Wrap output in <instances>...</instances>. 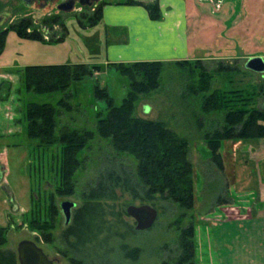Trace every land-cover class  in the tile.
Here are the masks:
<instances>
[{"label": "rangeland", "instance_id": "obj_1", "mask_svg": "<svg viewBox=\"0 0 264 264\" xmlns=\"http://www.w3.org/2000/svg\"><path fill=\"white\" fill-rule=\"evenodd\" d=\"M91 1L86 0L82 6L91 8L87 5ZM187 1L198 8L197 17L188 18L183 24V30L191 35V51L172 58L154 60V53L159 54L152 51L155 40L150 39L146 48L138 51V60L111 61L110 47L124 41L121 32L107 33L102 25L87 27L96 12L101 9L103 16L109 5L144 7L126 4L127 0H103L95 12L88 8L84 14H63L60 23L48 22L38 35L52 42L24 39L8 32L0 56V249L16 252L21 241L31 240L58 264H71L72 260L83 264H163L175 257L182 230L193 224L196 264H264V222L257 218L248 221L256 216V199L264 183V161L260 164L252 153L258 140L224 141L220 150L222 171L210 161L205 142V135L224 126L226 115L238 108L264 111V75L245 68L251 55L264 58V0ZM160 13L159 21L163 18L161 9ZM24 17V12L16 11L4 17L1 27L18 24ZM80 19L86 28L80 26ZM63 26L67 33L57 41L66 30ZM144 61L161 62L158 86L137 95L131 117L163 124L187 142L194 208L182 209L160 197L142 203L117 190V200L104 204L108 225L113 224L110 232L109 226L105 227L90 243L74 249L71 246L75 238H66L61 204L70 201L79 209L106 171L118 165L134 170L137 164L131 154L114 147L112 137L98 133V123L107 117L109 108L95 97V86L107 89L114 106L122 105L131 83L113 66ZM66 64L87 65L92 74L71 86L68 106L60 104L64 93L36 94L25 90L23 73L27 67ZM220 64L231 70L217 72ZM93 67H100V71ZM214 93L220 108L206 112V99ZM29 103L55 107L58 138L68 130L80 132L81 137L83 133L90 134L84 136L86 145L76 154L77 164L69 169L67 177L74 190L71 195L59 193L65 188L64 158L68 147L58 139L43 144L28 137ZM122 123L117 118L113 126ZM129 127L118 136L131 141ZM147 144H156L153 136ZM145 204L158 211V219L151 229L137 232L136 223L126 210ZM135 250L138 255L133 259L129 254Z\"/></svg>", "mask_w": 264, "mask_h": 264}, {"label": "trees", "instance_id": "obj_2", "mask_svg": "<svg viewBox=\"0 0 264 264\" xmlns=\"http://www.w3.org/2000/svg\"><path fill=\"white\" fill-rule=\"evenodd\" d=\"M127 1L126 4L143 5L152 21L161 19L158 0L153 4L136 3L133 0ZM102 3L103 0L94 6V12ZM102 19L100 9L87 28L96 27ZM62 21L65 25V19H62ZM42 22L47 27L48 22L52 25L60 23V17L58 19L47 18ZM79 24L82 28H86L82 26L81 19ZM64 29H66L64 34L57 41L64 39L67 28ZM10 31L15 32L24 39L52 42V40L48 41L38 35L44 31L42 26L35 24L32 19H23L7 30H0V56L3 53L7 34ZM161 66V62L147 61L115 64L113 67L131 83L129 94L123 100L122 105L118 107L114 106V101L109 96L107 89L99 85L95 86V97L105 101L109 108L107 117L98 123V133L105 137H112L114 147L118 151H126L131 154L137 164L134 170L125 168L122 165L111 168L89 190L85 204L77 210L74 222L66 233V238H75V244L71 246L74 249L82 247L86 242V244L90 243L91 239L97 238L99 234L103 233L105 227L109 226L107 229L110 232L112 228L110 226L113 224L108 225L104 204L107 201L117 200V190L128 193L134 200H140L142 203L154 202L157 197H160L162 200L177 204L182 209L192 210L194 208L192 166L188 161L187 142L175 133L168 131L163 127V124L135 120L131 117L133 102L136 100L137 95L157 88ZM93 69L97 72L100 71V67H93ZM230 70L220 64L217 72L225 73ZM91 75L90 68L84 64L29 66L23 73V83L27 92L36 94L64 93L65 98L60 101V104L68 106L72 96L71 86ZM216 102H218V95L214 93L209 99H206L204 110L209 112L215 110L216 107L220 108L221 104H216ZM117 118L122 119L124 123L115 127L113 121ZM26 119L27 135L31 140L51 144L58 139L61 143L67 145L68 153L65 154L64 158L65 188L59 190V193L60 195H71L74 190L70 178L67 177L69 169L77 164L76 154L86 145L84 136L90 134L83 133V137H81L78 135L81 134L80 132L68 130L61 133L58 138L56 134V109L51 104L29 103L26 107ZM261 122L264 123V111H248L245 108H238L227 114L224 119V126L205 135V142L211 154L210 161L222 171L224 161L220 150L224 141L264 139V126L260 124ZM126 126H130L131 141L118 136L119 132H122ZM136 136L138 138L133 139ZM152 136L156 140V144L150 147L147 141ZM1 231L3 230L0 229V236ZM194 239L195 229L191 224L182 230L175 257L170 262H164L163 264H196ZM1 244L0 241V246ZM129 255L136 259L138 251L135 250ZM0 264H19L16 252L0 249ZM71 264L83 263L72 260Z\"/></svg>", "mask_w": 264, "mask_h": 264}, {"label": "crops", "instance_id": "obj_3", "mask_svg": "<svg viewBox=\"0 0 264 264\" xmlns=\"http://www.w3.org/2000/svg\"><path fill=\"white\" fill-rule=\"evenodd\" d=\"M159 4L163 15L161 21H152L147 10L142 6L109 5L105 7L103 19L99 25H102L107 33L121 32L124 38L121 43L110 47L112 62L126 63L138 60L139 50L146 48V42L150 39L155 40L153 45L151 43L152 51H158L159 54L154 53V60H160L166 56L172 58L177 53L185 55L189 52L191 35L186 29L183 30V24L188 18L197 17L198 8L190 6L189 4H192V1L190 3L187 0H159ZM190 13L191 15H189ZM251 56V58L261 57ZM253 150L252 153L257 157L258 162L262 164L264 161V139L258 140L257 149L253 148ZM258 192L256 216L255 218H249L248 221L257 218L264 222V183L260 185ZM245 219L242 221H246Z\"/></svg>", "mask_w": 264, "mask_h": 264}, {"label": "water", "instance_id": "obj_4", "mask_svg": "<svg viewBox=\"0 0 264 264\" xmlns=\"http://www.w3.org/2000/svg\"><path fill=\"white\" fill-rule=\"evenodd\" d=\"M101 1L102 0H92L91 2H87V5H98ZM245 68L253 73L264 75V58L253 57L248 59L245 63ZM61 207L64 216L67 221H69L71 210L75 207V203L65 201L62 203ZM126 213L135 221V230L137 232H144L151 229L158 219V211L154 207L147 204L141 206H129ZM16 254L19 264H56V261L50 259L35 241H21L17 245Z\"/></svg>", "mask_w": 264, "mask_h": 264}, {"label": "flooded vegetation", "instance_id": "obj_5", "mask_svg": "<svg viewBox=\"0 0 264 264\" xmlns=\"http://www.w3.org/2000/svg\"><path fill=\"white\" fill-rule=\"evenodd\" d=\"M85 1L86 0H8L7 2H3V0H0V27L2 24L5 23L4 21L5 16L14 15L16 11L21 10V12L25 13V17L22 19H32L35 22V24L41 25L42 28L45 30L46 28L42 24L43 23L42 21L47 18L52 17V18L58 19V17H65L63 16V14H66V16L70 14H84L88 8L89 10L94 11L95 4L91 8L90 7L84 8L82 6V3ZM16 6H19V7L17 8ZM12 25L13 23L7 25V27H4V28L1 27L0 30H7ZM61 210H62V207H61ZM75 210H78L76 204H75V207L72 208L71 210V216H70L69 221H67L66 217L64 216L63 210H62V214L65 219V225L67 227L66 231H68V229L72 226L74 222V218L76 214ZM56 264H58V261H56Z\"/></svg>", "mask_w": 264, "mask_h": 264}]
</instances>
